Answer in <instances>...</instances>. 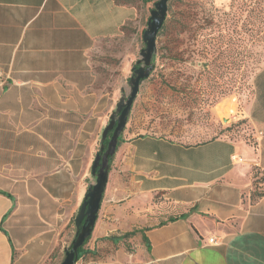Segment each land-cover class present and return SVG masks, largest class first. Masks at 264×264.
<instances>
[{"label":"crops","instance_id":"0c3cea01","mask_svg":"<svg viewBox=\"0 0 264 264\" xmlns=\"http://www.w3.org/2000/svg\"><path fill=\"white\" fill-rule=\"evenodd\" d=\"M137 18L125 0H0V264H42L76 238L118 102L95 88L90 57ZM145 81L110 162L94 234L102 224L138 229L131 257L144 264H264V66L242 117L249 139L226 132L190 144L157 129L134 134L147 118ZM234 109L226 102L216 116Z\"/></svg>","mask_w":264,"mask_h":264},{"label":"rangeland","instance_id":"374dc122","mask_svg":"<svg viewBox=\"0 0 264 264\" xmlns=\"http://www.w3.org/2000/svg\"><path fill=\"white\" fill-rule=\"evenodd\" d=\"M125 1L137 5L138 18L118 36L102 41L90 57L95 88L115 94L117 101L122 91L130 93L132 69L145 48L143 34L159 0ZM154 65L144 84L145 126L134 134L157 129L163 132L160 136L190 144L226 132L249 139L251 125L242 117L253 99L254 78L264 66V0H170L166 28L157 38ZM226 102L233 103L234 111L223 118L216 116L217 107ZM119 227L109 231L102 224L100 232L93 231L89 242L97 239L99 246L91 250V244H86L84 256L76 264H144L142 257H131L139 253L140 231L134 229L135 235L114 243L110 237L126 234ZM104 233L110 237L99 236ZM21 258L15 257V261ZM64 259L61 254L42 264H61Z\"/></svg>","mask_w":264,"mask_h":264},{"label":"water","instance_id":"95a60500","mask_svg":"<svg viewBox=\"0 0 264 264\" xmlns=\"http://www.w3.org/2000/svg\"><path fill=\"white\" fill-rule=\"evenodd\" d=\"M169 2L170 0H159L151 11L147 29L143 34L145 48L141 50V58L136 62V66L139 67L135 66L132 69V76L129 79L130 93L127 95L122 91V97L103 131L102 145L92 166V175L96 178V183L89 187L75 219L77 235L71 246L66 250L65 259L61 264H76L80 248L84 246L93 233L109 181L110 158H113L116 153L119 138L126 128L140 86L150 77L155 68L154 58L157 54V38L168 17ZM108 139L109 142L105 146L104 142Z\"/></svg>","mask_w":264,"mask_h":264},{"label":"trees","instance_id":"16d2710c","mask_svg":"<svg viewBox=\"0 0 264 264\" xmlns=\"http://www.w3.org/2000/svg\"><path fill=\"white\" fill-rule=\"evenodd\" d=\"M167 18H168V17H167ZM166 21H167V20H166ZM165 28H166V22H165L163 28L161 29V31L164 30ZM110 136H111V134L109 135V137H110ZM108 142H109V139L106 140V141L104 142V145L107 146ZM111 160H112V158H110L109 163L111 162ZM136 233H137V231H132V232L126 233V234L123 235V236H120V237H110L109 239L112 240V241H114V242H120L121 240H124V239H126V238H128V237H130V236H133V235H135ZM89 239H90V238H89ZM89 239H87V241H86V243L84 244V246L87 244V242L89 241ZM143 239H144L145 242H147V238H146L145 236H143ZM84 246H83L82 248H80V250H79L78 260H80V259L84 256Z\"/></svg>","mask_w":264,"mask_h":264},{"label":"built area","instance_id":"2783aa9c","mask_svg":"<svg viewBox=\"0 0 264 264\" xmlns=\"http://www.w3.org/2000/svg\"><path fill=\"white\" fill-rule=\"evenodd\" d=\"M209 244H210V245H214V246H218V245L221 244V241H220V239H218V238L211 237V238L209 239Z\"/></svg>","mask_w":264,"mask_h":264},{"label":"flooded vegetation","instance_id":"af4514ba","mask_svg":"<svg viewBox=\"0 0 264 264\" xmlns=\"http://www.w3.org/2000/svg\"><path fill=\"white\" fill-rule=\"evenodd\" d=\"M136 67H139L138 65Z\"/></svg>","mask_w":264,"mask_h":264}]
</instances>
